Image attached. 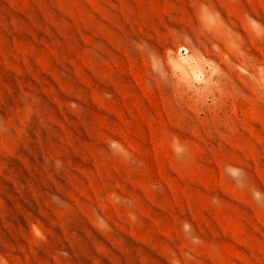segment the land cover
I'll return each instance as SVG.
<instances>
[{
    "label": "rangeland",
    "instance_id": "obj_1",
    "mask_svg": "<svg viewBox=\"0 0 264 264\" xmlns=\"http://www.w3.org/2000/svg\"><path fill=\"white\" fill-rule=\"evenodd\" d=\"M259 73L264 0H0V264H264Z\"/></svg>",
    "mask_w": 264,
    "mask_h": 264
},
{
    "label": "bare ground",
    "instance_id": "obj_2",
    "mask_svg": "<svg viewBox=\"0 0 264 264\" xmlns=\"http://www.w3.org/2000/svg\"><path fill=\"white\" fill-rule=\"evenodd\" d=\"M232 56V55H231ZM234 64H236L234 61H231L230 63H228V67L230 68V70H231V72H236V69H237V67L234 69V67L236 66V65H234ZM245 65V64H244ZM250 65H251V63H250ZM250 65H248L247 64V68H248V66H250ZM252 66V65H251ZM254 66V65H253ZM254 69H256V68H254ZM252 70H253V68H252ZM230 72V71H229ZM256 72V71H255ZM257 73V72H256ZM258 77L259 78H261V79H264V77L259 73L258 74ZM262 82V81H261Z\"/></svg>",
    "mask_w": 264,
    "mask_h": 264
}]
</instances>
